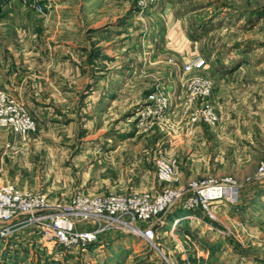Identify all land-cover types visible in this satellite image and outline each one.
<instances>
[{"label":"rangeland","instance_id":"obj_1","mask_svg":"<svg viewBox=\"0 0 264 264\" xmlns=\"http://www.w3.org/2000/svg\"><path fill=\"white\" fill-rule=\"evenodd\" d=\"M141 3L142 0H0V29L4 35L28 39L27 43L16 44L19 51H37L38 47L29 41L43 35L41 21L48 25L44 31L48 36L50 20L59 21L57 27L62 31L66 26L63 21L68 19L73 22L70 25H74L75 33L70 36L74 35L77 45L81 29L90 42H117L107 44L102 64L97 59L93 62L95 67L111 69L106 82L112 81V72L117 68L115 72H121L123 82L131 76L152 80L137 110L132 111L134 119L128 124L132 134L118 142L116 151L104 145L105 141L98 145L97 135L87 136L86 131L97 132L98 125L83 130L80 117L75 120L77 137L73 146L62 144L57 150L51 149V141L45 140L51 132L48 124L32 118L35 131L25 139L15 137L23 143L29 138L36 144L28 149L29 156L22 146L11 148L6 170L0 171V185L16 181L19 187L64 199L57 201H66L76 192L88 196L162 193L166 187L157 182L155 166V159L165 158L159 154L161 117H146L142 110L151 93L162 91L167 95L156 72L158 68L181 67L199 55L207 59V68L217 73L238 68L230 75L232 82L229 83V73L219 78L224 80L218 88L220 107H212L218 121L205 125L221 131L222 117L229 120V135L222 131L217 137L208 131L207 138L203 135L204 139L196 140L200 155L188 170L180 171L179 167L188 155L166 157L178 167L177 182L171 188L179 189L192 180L232 177L239 187L237 205L211 209L212 219L204 209L188 213L177 204L157 217L164 224L158 229L155 226L152 241L108 231L85 250L65 251L43 241V233L35 226L20 227L11 237L0 239V264H264V174L259 175V168L264 166V0H154L146 8ZM62 35L67 36L65 32ZM7 46L13 50V39ZM114 48L119 49L116 58L110 56ZM174 50L183 51L177 56L184 61L170 58ZM92 51L96 53L97 49ZM166 55L171 56L162 60ZM46 62L45 66L49 65ZM74 64L87 65L80 58ZM48 89L49 86L43 89L44 96ZM6 96L25 107L20 100ZM211 102L209 99L212 106ZM112 128L111 125L109 130ZM0 131L12 133L3 128ZM4 173L6 180L1 181ZM29 176L36 179L29 183ZM23 181L28 183H19ZM175 218L179 220L176 225Z\"/></svg>","mask_w":264,"mask_h":264},{"label":"crops","instance_id":"obj_2","mask_svg":"<svg viewBox=\"0 0 264 264\" xmlns=\"http://www.w3.org/2000/svg\"><path fill=\"white\" fill-rule=\"evenodd\" d=\"M57 18L59 19L60 16H57ZM45 22L41 21L40 23L43 35L40 34L37 38L29 41L38 47V49L34 47L37 50L34 52H26L25 49L19 51L16 44L27 43L28 39L19 40L18 37L17 40L14 37H8L0 29V90L10 97L20 100L34 120L36 119L45 125L48 124L51 132L49 139L45 140L51 141V149L54 147L57 150L62 144L68 147L73 146L72 141L74 142L77 137L74 131V125L77 123L75 120L80 117L83 130H87V128L89 129L95 124L98 125L97 132L86 131L87 136L97 135L98 145L105 141L104 145L111 146L110 148L113 147V150L116 151L119 144L122 143V138L128 139L129 135L132 134L133 129L128 125L132 124L134 119L132 111L135 112L137 110V105L143 98L142 94L147 88H150L152 80H136L135 77L132 78L131 76L126 82H123L121 72H115L118 70L117 68L112 72V81L106 82L107 71L111 69L103 66L95 67L93 62L96 59L98 61L105 59L107 46L116 45L117 42L115 40L90 42V38L87 35L85 36L87 38L83 37L84 32L81 29V42L80 45H77L76 41H74V35L73 38L70 36L71 33H75L74 25H70L73 22L68 21V19L63 21L66 26L61 31L57 27L59 21L50 20L48 36L44 35V31L47 32L46 27L48 26ZM64 32L67 35L66 37L62 35ZM12 39L15 42L14 51L7 46ZM92 40L96 39L92 38ZM75 48H77L76 51ZM93 49H97V52L92 51ZM118 51L114 48L113 52H110L112 54L110 56L116 58L119 55ZM181 52L183 51L175 52L170 58L174 62H177L179 58L184 61L179 57ZM168 56L171 55L163 56L162 60L168 58ZM78 58L82 59L83 64L87 65L81 67L75 65L74 62ZM89 60L92 61L90 62ZM46 61H49L47 66H45ZM237 69L221 70L222 72L217 73L210 70V68H204L191 74H185L183 66L170 67L169 65H164L157 69V74L161 76V86L166 91L171 104V109L161 117L162 136L159 154L165 158L179 157L183 154L188 155L189 158L183 162L182 166L179 164L180 171L188 170L195 165V162H197L195 158L200 155L196 140L204 139L203 135L207 138L206 133L208 131L212 133V136L217 137L222 134V131L229 135V120L224 121L222 117L220 121V125H222L221 131L208 129L207 126L199 124L189 132V115L183 84L189 77L200 76L207 78L213 86L210 100L212 101V107L216 109V107H220L218 88L224 81L219 78L228 76L227 74L229 73L230 83L233 79L230 75ZM108 73V75H111L110 72ZM46 86H49V89L47 90L48 94L44 96L43 89ZM227 118L229 119V117ZM111 125L113 128L109 130ZM38 139L41 140L40 137ZM34 140H37V138L35 137ZM25 143L21 142L12 133L0 131V171L6 170L5 161L11 158V148L16 149L22 146L25 148L26 156L30 155L28 149L31 146H35L36 143H31L29 138H27V143ZM89 144L87 142L85 145L89 146ZM25 163L27 165V160ZM206 166H208V163H206ZM181 176L184 179L182 174ZM22 178L21 176L20 180ZM28 179L29 183H32L36 177L29 176ZM5 180L6 176L4 173L1 175V181ZM2 183L18 186L16 181L12 183L5 181ZM19 183H28V181ZM249 183L251 182L249 181ZM19 188L39 191L35 188ZM44 194L48 197L47 193ZM48 199L52 202L64 200L56 197H48Z\"/></svg>","mask_w":264,"mask_h":264},{"label":"built area","instance_id":"obj_3","mask_svg":"<svg viewBox=\"0 0 264 264\" xmlns=\"http://www.w3.org/2000/svg\"><path fill=\"white\" fill-rule=\"evenodd\" d=\"M154 0H142L148 7ZM208 67V61L196 55L183 66L185 74ZM190 110L189 128L197 125H215L218 116L209 103L212 83L200 76L189 77L183 84ZM171 109L169 98L162 91L151 93L143 107L146 117H158ZM0 128L8 129L20 138H26L36 124L20 103L10 100L0 90ZM156 180L164 184L162 193L110 194L88 196L83 192L72 194L66 201L50 202L40 191L21 189L13 184L0 185V239L11 237L20 227L35 226L43 233L42 240L56 244L65 251L85 250L96 244L108 231L136 236L144 241L155 237V226L164 224L157 217L180 204L184 212L202 210L211 217V209L238 203L239 187L232 177L192 180L179 189L171 188L177 182V165L165 158L155 159ZM264 174V166L259 175Z\"/></svg>","mask_w":264,"mask_h":264},{"label":"bare ground","instance_id":"obj_4","mask_svg":"<svg viewBox=\"0 0 264 264\" xmlns=\"http://www.w3.org/2000/svg\"><path fill=\"white\" fill-rule=\"evenodd\" d=\"M183 219H185V218H182V220H183ZM182 220H181V221H182ZM178 221H179V220H178V219H176V218H175V219H173V223H174V225L178 224Z\"/></svg>","mask_w":264,"mask_h":264}]
</instances>
